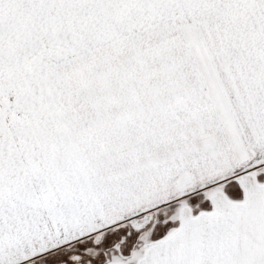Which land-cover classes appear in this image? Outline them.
I'll list each match as a JSON object with an SVG mask.
<instances>
[{
  "label": "snow or ice",
  "instance_id": "6c2138e0",
  "mask_svg": "<svg viewBox=\"0 0 264 264\" xmlns=\"http://www.w3.org/2000/svg\"><path fill=\"white\" fill-rule=\"evenodd\" d=\"M0 264H264V0H0Z\"/></svg>",
  "mask_w": 264,
  "mask_h": 264
}]
</instances>
